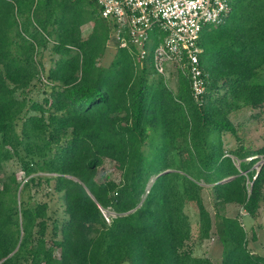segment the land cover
Segmentation results:
<instances>
[{"label":"trees","instance_id":"1","mask_svg":"<svg viewBox=\"0 0 264 264\" xmlns=\"http://www.w3.org/2000/svg\"><path fill=\"white\" fill-rule=\"evenodd\" d=\"M229 1L226 20L201 33L200 105L185 74L173 89L156 72V36L142 65L137 47L119 42L111 63L100 62L113 22L96 0H0V171L16 157L29 176L13 170L0 184V264H215L189 244L190 203L196 239L217 235L221 264H264L239 215L214 217L204 197L210 185L217 205L254 217L264 201V160L253 168L264 144H248L230 116L239 100L264 106V0ZM46 49L54 59L44 73ZM37 80L48 81L42 100L30 95ZM105 157L119 181L97 178ZM44 182L63 192L68 214L53 242L48 202L24 197ZM102 208L116 213L110 222Z\"/></svg>","mask_w":264,"mask_h":264},{"label":"built area","instance_id":"2","mask_svg":"<svg viewBox=\"0 0 264 264\" xmlns=\"http://www.w3.org/2000/svg\"><path fill=\"white\" fill-rule=\"evenodd\" d=\"M101 13L113 22L111 35L120 46L133 44L140 57L153 48V66L165 79L168 68L185 74L195 100L206 102L207 78L201 64L200 37L208 25L223 23L231 11L229 0H97ZM108 222L116 213L102 208Z\"/></svg>","mask_w":264,"mask_h":264},{"label":"rangeland","instance_id":"3","mask_svg":"<svg viewBox=\"0 0 264 264\" xmlns=\"http://www.w3.org/2000/svg\"><path fill=\"white\" fill-rule=\"evenodd\" d=\"M92 28V23H87L83 26L84 32L90 31ZM117 40L114 36L111 35L106 50L104 54L99 59L101 63H106L110 58L116 53L117 50ZM44 64H45V71L47 72L48 68L53 63L54 55L51 53L50 49H46L44 51ZM139 63L142 65L144 63L145 58L138 56ZM177 68L173 65H170L168 68V73L166 74V81L170 87L176 89L177 87ZM207 74V73H206ZM44 76H42L43 78ZM46 81V78L44 77ZM44 80H37L36 83L31 87L30 95L38 100H42L43 97L47 94L46 83ZM44 81V83H43ZM224 91V90H223ZM222 92V90L220 91ZM238 103L240 104L238 108H235L231 111L230 116L236 126L238 127L239 134L241 138H243L248 144H251L253 147H259L264 144V106L253 108L246 104L243 100H239ZM225 143L227 147H231L236 145L237 138L235 135L225 132L224 134ZM264 160V156L260 155V160L257 161L253 168L258 169L259 164L262 163ZM16 170L18 172L19 180L25 181L28 179L29 176H26L24 170L21 167V161L18 158H13L9 161L4 163L3 168L0 171V184L2 185V180H4L7 175ZM41 175H52V173L48 172H37L36 174ZM97 178L99 180H103L105 178H113L119 181L121 179V171L117 167V164L114 160L110 157H105L104 162L98 168ZM24 197L31 201H47L48 202V209H47V233L46 238L49 242H53L55 239L61 237L60 228L62 223L67 219L68 214L65 211V198L62 191H59L53 187V184H47L44 182L40 185H33L32 188L25 192ZM204 197L206 202L208 203L209 208L212 211L214 217H216V212L219 210L222 213L228 215H239L240 220L244 224L247 233H248V246L249 248L253 247L255 243L254 240L257 238V234L253 229V226L247 221L245 218L246 215L249 214L240 204L238 203H227L222 205H217L215 203V198L212 192V188L210 185H205L204 188ZM20 200V199H19ZM107 210V209H106ZM188 211L191 214V219L193 222L194 234L195 239L190 241L189 244L193 248V252L196 255H208L210 256L215 264H221L222 260V253H223V246L222 243L219 241L218 236L214 235L209 238L205 239H196V235L198 232V220L199 214L194 203H190L188 205ZM260 211H262L261 220L264 219V201L262 202ZM262 224V222H259ZM58 224V234H54V226ZM260 237L264 239V230L259 229ZM55 253L56 255L60 254L59 246H55Z\"/></svg>","mask_w":264,"mask_h":264},{"label":"crops","instance_id":"4","mask_svg":"<svg viewBox=\"0 0 264 264\" xmlns=\"http://www.w3.org/2000/svg\"><path fill=\"white\" fill-rule=\"evenodd\" d=\"M86 2H90L91 0H85ZM97 2V0H96ZM98 6H99V11L101 12V5L97 2ZM87 23H92V28L90 31H87V32H84L83 30V26ZM93 26H94V21L93 20H89V21H86L85 23L82 24V33L84 35H87L89 34L92 29H93ZM117 40V39H116ZM118 42V41H117ZM117 51V50H116ZM115 56V53L114 55L110 58V60H108L105 64H110L111 61L113 60ZM262 211H260V214L257 216V217H254L250 214H244L246 215L245 218L247 219V221L251 224V226H253V229L255 230L256 234H257V238L256 240H254V244H253V247L250 248L251 251H253L254 253H258L260 255H262L264 257V239H262L260 237V233H259V229H263L264 230V219L261 220V217L263 216L262 214ZM259 222H262V224H260ZM250 247V246H249Z\"/></svg>","mask_w":264,"mask_h":264},{"label":"water","instance_id":"5","mask_svg":"<svg viewBox=\"0 0 264 264\" xmlns=\"http://www.w3.org/2000/svg\"><path fill=\"white\" fill-rule=\"evenodd\" d=\"M72 177H74L75 179H78L77 177H75V176H72Z\"/></svg>","mask_w":264,"mask_h":264}]
</instances>
